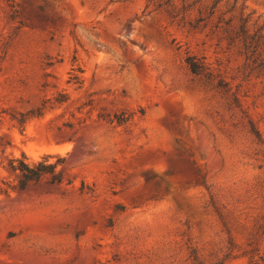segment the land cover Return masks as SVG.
Wrapping results in <instances>:
<instances>
[{"label":"rangeland","instance_id":"374dc122","mask_svg":"<svg viewBox=\"0 0 264 264\" xmlns=\"http://www.w3.org/2000/svg\"><path fill=\"white\" fill-rule=\"evenodd\" d=\"M0 264H264V0H0Z\"/></svg>","mask_w":264,"mask_h":264},{"label":"trees","instance_id":"16d2710c","mask_svg":"<svg viewBox=\"0 0 264 264\" xmlns=\"http://www.w3.org/2000/svg\"><path fill=\"white\" fill-rule=\"evenodd\" d=\"M193 71L195 70L193 69ZM50 158L51 156L48 155L43 157L41 161L31 164L26 161L25 156L22 159L11 160L10 169L19 175V189H25L30 183L37 182L46 175H50L55 181L60 182L56 173L59 163H50Z\"/></svg>","mask_w":264,"mask_h":264}]
</instances>
